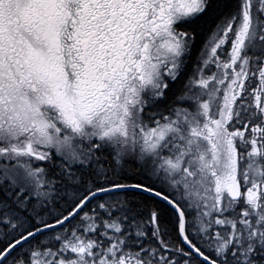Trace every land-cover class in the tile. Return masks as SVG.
<instances>
[{
  "label": "snow or ice",
  "instance_id": "6c2138e0",
  "mask_svg": "<svg viewBox=\"0 0 264 264\" xmlns=\"http://www.w3.org/2000/svg\"><path fill=\"white\" fill-rule=\"evenodd\" d=\"M0 264H264V0H0Z\"/></svg>",
  "mask_w": 264,
  "mask_h": 264
}]
</instances>
